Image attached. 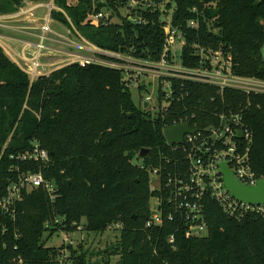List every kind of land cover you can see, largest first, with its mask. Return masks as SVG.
<instances>
[{
  "label": "trees",
  "instance_id": "obj_1",
  "mask_svg": "<svg viewBox=\"0 0 264 264\" xmlns=\"http://www.w3.org/2000/svg\"><path fill=\"white\" fill-rule=\"evenodd\" d=\"M130 1L53 0L60 10L50 17L98 49L152 62L164 58L169 24L184 39L178 52L184 67L200 65L199 48L221 49L232 55V73L264 80V0H136L133 8ZM22 4L0 0V15ZM123 8L131 10L122 15ZM103 9L104 17L91 23L89 16ZM210 9L219 10L215 18ZM130 80L122 68L78 62L31 79L0 47V196L28 173L41 172L56 187L54 200L41 186L21 188L8 210L1 209L0 264H58L64 256L68 264H95L87 261L81 241L76 245L67 235L59 246L46 241L80 226L102 233L116 225L117 241L100 250L105 264L112 255L118 256L114 264H264V216L233 219L209 196L203 237H186L176 218L145 225L152 196L167 207L164 187L150 189V171L158 170L162 185L169 176L186 174L184 153L163 134L180 120L204 127L223 111L241 112L252 134V169L264 178V94L169 77L168 103L152 115L133 101ZM36 146L48 153L47 161L22 159ZM142 148L147 152L140 158Z\"/></svg>",
  "mask_w": 264,
  "mask_h": 264
},
{
  "label": "built area",
  "instance_id": "obj_2",
  "mask_svg": "<svg viewBox=\"0 0 264 264\" xmlns=\"http://www.w3.org/2000/svg\"><path fill=\"white\" fill-rule=\"evenodd\" d=\"M120 1V0H116ZM52 1L50 6L52 7ZM134 4V5H133ZM25 13L32 14L33 11L42 7L43 3L27 2ZM137 5L136 0H131L130 7ZM105 9L101 12L93 13L89 16L91 23L97 24L104 17ZM5 18L0 15V24ZM49 14L41 23L38 34V41L33 45V51L30 55L29 67L27 73L33 79L39 73L40 64L39 58L44 50L48 47L44 41L48 39L47 34L53 33L50 26ZM190 25H194L193 21ZM166 33V48L164 58L159 62L148 61L144 70L148 68L159 69V74H164V87L167 89L164 92L165 98H169L170 85L167 78H175L187 81L201 82L213 85L219 91L225 88L238 89L245 93L264 94V80L251 77L237 76L231 71L232 55L223 50L208 49L205 51L199 48L201 61L200 65L195 68L184 67L180 59H174V54L171 49L184 44V39L179 31L173 29L169 24L164 27ZM27 44H24L23 49ZM30 45V44H28ZM89 49V47H83ZM90 48L99 54L114 57L122 61L118 53L104 51L96 48ZM172 54L171 60L165 58L166 52ZM69 58H75L74 62H78L84 66L89 63H98L110 67L122 68L124 75L135 78L140 74V70L128 69L123 66L124 62H112L103 60L96 56H80L70 52H66ZM177 60L178 65L172 67L171 63ZM130 73V75H128ZM188 122L193 133H185L181 144H174L170 147L179 149L184 153V157L188 162L186 174L175 175L168 177L161 183V176L157 169L150 171V189L161 191L164 187L166 190V204L163 205V200L159 196H152L153 204L149 200V216L146 221V227L160 226L163 222L176 218L183 224L186 237H203L207 234V224L204 220V203L207 196L211 197L221 207L224 213L236 220H243L254 216H264V206L251 204L245 201L238 200L226 188L223 181V173L221 164H226L229 171L232 173L233 179L238 181L240 185L254 186L258 177L252 169L250 162V151L252 145V134L242 119L241 112L232 110L223 111L218 115L216 123H208L204 127H199L196 124H191L189 121L180 120L177 124ZM22 159L33 157L42 161L48 160V153L35 147L33 153L22 155ZM264 179V178H262ZM41 186L47 191L51 200L56 197V187L50 181L44 179L41 172L28 173L19 176L18 180L10 183L6 187V195L0 196V211L1 209L9 208L10 204L20 197L19 191L24 187ZM118 226V225H116ZM112 227H109L110 229ZM64 241H67V236H64ZM169 242L173 241V236L168 238ZM58 264H68L66 257L58 260Z\"/></svg>",
  "mask_w": 264,
  "mask_h": 264
},
{
  "label": "rangeland",
  "instance_id": "obj_3",
  "mask_svg": "<svg viewBox=\"0 0 264 264\" xmlns=\"http://www.w3.org/2000/svg\"><path fill=\"white\" fill-rule=\"evenodd\" d=\"M53 3V0H48L46 2H43L42 7H39L37 10L33 11L34 17L39 19V22L42 23L47 14H49L50 23L49 26L53 33H48L47 37L52 38L50 41H53L51 43V46L61 47V49H65L67 51H70L73 46L72 43L68 42L67 39L64 37L70 38L75 41H79L80 45L85 44L80 37V34L76 30H72L64 26L59 21L53 19L50 17L51 10H60L55 4H52V7L50 6V3ZM69 3H74L76 0H67ZM134 5V4H133ZM135 7V6H134ZM163 8V5L160 7ZM131 9L126 10L125 8L121 9L120 12L122 15L129 13ZM170 11H168V14L165 16V20H169L170 18ZM6 19L3 18V21ZM164 19V17H163ZM112 21H118L116 17L112 18ZM3 22H1L2 24ZM69 29V30H68ZM68 30L69 33H65V31ZM1 31V30H0ZM57 31H64V37H61L60 35L54 34ZM62 35V34H61ZM82 37V36H81ZM83 38V37H82ZM84 39V38H83ZM50 41L46 39L44 41L45 45H49ZM71 45V46H68ZM87 47L93 49L90 45L85 44ZM97 48V47H96ZM174 54V59H178V52L180 51V46L174 47L171 49ZM49 51V50H48ZM76 51V49H75ZM94 50L91 51V53ZM264 54V47L262 49ZM66 52H46V50L43 51L42 56L46 55V60L52 61L53 63L50 64V66H46L47 68H44L43 65L39 67V73H43L48 70H54L61 66H64L66 64L72 63L76 60H73L75 58H69ZM85 54V52H83ZM88 56H96L98 53L96 51L93 52V54ZM74 54V53H73ZM82 56L81 54H77ZM120 57H122L123 66L127 67L128 69H137L140 70V74H138L137 77L131 78L129 83V88L131 91L132 99L136 103V105L142 109L143 111H148V113H151L152 115L158 114L161 111L164 110L165 105H167V100L164 99L163 91H167V89L164 87V74H159V69L154 68H148V70H144L146 68V64L148 63V60L141 59V58H135L131 55L127 54H120ZM17 58H20L16 55ZM41 57L39 58L40 64L41 63ZM14 61V60H13ZM16 61V59H15ZM29 59L26 61V63H20L15 62L17 65H19L23 70L27 72L29 67ZM172 67L178 65L179 63L177 60H174L171 63ZM43 67V68H42ZM41 71V72H40ZM48 74V73H47ZM39 75V74H38ZM46 75V74H45ZM130 75V73H128ZM126 78H129L130 76L124 75ZM162 92V93H161ZM160 97H163L162 99ZM135 160V159H134ZM150 203L153 204V200L150 199ZM68 236L69 239H72L74 241V244H78L80 241L82 242V250L86 251V259L90 263L95 264H105L103 257L100 254V250L104 249L106 247H109L110 245H113L117 241V237L119 236V228L118 226H114L110 229H107L106 231L102 233H96V232H87L85 229L80 226V229L74 233H65V232H56L51 237L48 238L46 241V246H59L63 244L64 242V236ZM83 236V238L80 240V237ZM118 259L117 255H112L110 258L111 264H114Z\"/></svg>",
  "mask_w": 264,
  "mask_h": 264
},
{
  "label": "crops",
  "instance_id": "obj_4",
  "mask_svg": "<svg viewBox=\"0 0 264 264\" xmlns=\"http://www.w3.org/2000/svg\"><path fill=\"white\" fill-rule=\"evenodd\" d=\"M27 2H30V1L23 0L22 6H20L17 9V11L14 13L1 15V16L6 17V19L4 21L2 20L3 23L0 24V30H1L0 31V47L12 60H14V62H17V63L18 62L26 63V61L29 59L31 52L33 51L32 44H35L38 41L39 28L41 25V23L39 22V19L34 17L33 13L32 14L25 13V10L27 9V5H26ZM68 30H66L65 33H69ZM65 33L64 31H57L54 34L64 37ZM78 37H80V39L85 44L90 45L91 47H94L92 44H90L88 41L83 39L81 36H78ZM64 38L67 39L68 42L73 44V46L71 45H68V46H71L74 49L67 51L65 49H61V47H57L58 45H56L55 47L51 46V43L53 41H50L52 39L50 37L48 38V40L50 41V44L46 45L48 47L46 52H70L74 54L79 53L82 56L90 55L92 50H90V48L87 50L84 49L83 47H86L85 44L80 45L79 41H75L67 37H64ZM24 44H27V46L25 45L26 46L25 50H22ZM83 52H85V54ZM93 52L91 54H93ZM16 55L20 58H17ZM41 63L44 68H47L46 66L49 67L50 64H52L53 62L46 60V55H44L43 57H41ZM49 72H51V70L44 72V74H47ZM41 74L43 73L41 72L39 75Z\"/></svg>",
  "mask_w": 264,
  "mask_h": 264
},
{
  "label": "water",
  "instance_id": "obj_5",
  "mask_svg": "<svg viewBox=\"0 0 264 264\" xmlns=\"http://www.w3.org/2000/svg\"><path fill=\"white\" fill-rule=\"evenodd\" d=\"M212 18H215L219 12L218 9H210ZM185 133H193L190 129L189 123L175 124L163 129L166 142L169 146L174 144H181L183 141V135ZM147 149L142 148L139 153V157L142 158L146 154ZM223 173V181L226 188L233 194L235 198L241 201H245L251 204L264 206V179H258L254 186L248 187L240 185V183L233 179L232 173L227 168L226 164H221Z\"/></svg>",
  "mask_w": 264,
  "mask_h": 264
}]
</instances>
